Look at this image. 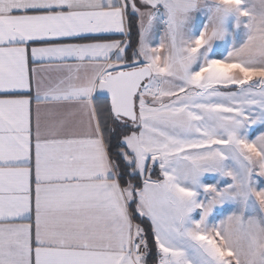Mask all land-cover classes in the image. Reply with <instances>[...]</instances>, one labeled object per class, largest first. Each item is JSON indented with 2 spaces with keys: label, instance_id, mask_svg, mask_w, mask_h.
<instances>
[{
  "label": "snow or ice",
  "instance_id": "6c2138e0",
  "mask_svg": "<svg viewBox=\"0 0 264 264\" xmlns=\"http://www.w3.org/2000/svg\"><path fill=\"white\" fill-rule=\"evenodd\" d=\"M0 264H264V0H0Z\"/></svg>",
  "mask_w": 264,
  "mask_h": 264
}]
</instances>
